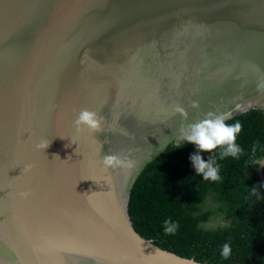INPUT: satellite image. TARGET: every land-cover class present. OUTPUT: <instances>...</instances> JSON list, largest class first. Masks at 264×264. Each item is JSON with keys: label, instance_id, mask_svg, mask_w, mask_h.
<instances>
[{"label": "water", "instance_id": "95a60500", "mask_svg": "<svg viewBox=\"0 0 264 264\" xmlns=\"http://www.w3.org/2000/svg\"><path fill=\"white\" fill-rule=\"evenodd\" d=\"M262 83L264 0H0V264H207L137 233L130 189L209 111L264 116Z\"/></svg>", "mask_w": 264, "mask_h": 264}, {"label": "trees", "instance_id": "16d2710c", "mask_svg": "<svg viewBox=\"0 0 264 264\" xmlns=\"http://www.w3.org/2000/svg\"><path fill=\"white\" fill-rule=\"evenodd\" d=\"M239 121L241 131L236 156L221 158L222 147L199 152L214 158L220 179L204 180L190 155L198 149L187 141L167 145L148 162L133 182L127 213L134 230L159 247L207 264H264V188L256 176L257 161L264 154V116L249 111L226 120ZM264 178V166L262 168ZM178 225L174 234L164 232V221ZM222 222L204 227L205 223ZM230 256L221 255L223 245Z\"/></svg>", "mask_w": 264, "mask_h": 264}, {"label": "clouds", "instance_id": "9594fccd", "mask_svg": "<svg viewBox=\"0 0 264 264\" xmlns=\"http://www.w3.org/2000/svg\"><path fill=\"white\" fill-rule=\"evenodd\" d=\"M264 88V83L260 85ZM191 107L198 108V101H192ZM174 113H179L182 117L187 119V110L176 105L173 109ZM230 118L227 113H214L209 111L204 118L188 124L185 128L181 129L182 138L188 143H192L198 149L197 153L190 155L193 167L197 174L202 175L204 180H219V166L216 165L214 158H209L205 161L199 152L212 151L218 146L223 148L220 153L221 158L225 156H238L242 149L236 144V136L241 131L242 125L239 121L234 124H227L226 120ZM101 119L97 117V113L88 109H81L76 119L74 126L77 131L86 128L89 132L101 131ZM48 142H41L37 144V148L45 149L48 147ZM67 147V145H66ZM261 162V161H260ZM259 162V163H260ZM103 166L107 168H131L132 161L126 160L117 154L104 155L102 160ZM32 165H25V171L30 170ZM21 195L27 196V193ZM178 225L170 219L164 221V232L167 234H174ZM231 254V247L225 243L222 247L221 255L227 259Z\"/></svg>", "mask_w": 264, "mask_h": 264}, {"label": "rangeland", "instance_id": "374dc122", "mask_svg": "<svg viewBox=\"0 0 264 264\" xmlns=\"http://www.w3.org/2000/svg\"><path fill=\"white\" fill-rule=\"evenodd\" d=\"M222 222H209V223H205L204 227H212V226H216L218 224H221Z\"/></svg>", "mask_w": 264, "mask_h": 264}]
</instances>
